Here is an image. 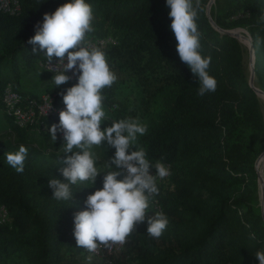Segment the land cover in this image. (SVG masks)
Returning <instances> with one entry per match:
<instances>
[{
  "label": "trees",
  "instance_id": "trees-1",
  "mask_svg": "<svg viewBox=\"0 0 264 264\" xmlns=\"http://www.w3.org/2000/svg\"><path fill=\"white\" fill-rule=\"evenodd\" d=\"M13 12L0 8V110L9 129L0 142V204L8 212L0 222V264H259L264 251V218L259 205L256 161L264 152L261 103L244 66L242 42L227 33L249 32L254 45L255 87L264 91V0H230L220 8L202 0L198 14L201 54L211 57L209 74L217 80L215 92L198 97L199 79L181 61L171 30L166 0H87L92 6L95 31L90 38L112 36L115 44L101 47L117 81L104 90V108L110 119H122L128 98L136 97L140 122L148 126L138 138L155 163L169 164L171 175L157 182L159 195L150 202L148 216L163 212L169 225L159 239L147 234V219L137 226L122 249L90 256L77 247L72 234L74 214L86 208L87 196L103 187L109 158L115 148L99 146L102 172L93 186H73V200L57 201L50 178L67 182L64 153L49 135L59 114L46 118V130L21 128L7 114L2 96L6 85L23 96L39 99L56 95L73 83L56 87L54 74L40 66L44 50L28 43L45 12L52 13L67 0H17ZM55 58V57H54ZM53 58V59H54ZM38 69L46 78L41 91L25 86L24 76ZM135 100V101H136ZM28 148L23 173L6 162L5 153ZM134 150V149H133ZM115 166H113L114 169ZM122 177H118L121 179ZM254 234L255 239L250 238ZM91 257V259H89ZM99 260H95V259Z\"/></svg>",
  "mask_w": 264,
  "mask_h": 264
},
{
  "label": "clouds",
  "instance_id": "clouds-1",
  "mask_svg": "<svg viewBox=\"0 0 264 264\" xmlns=\"http://www.w3.org/2000/svg\"><path fill=\"white\" fill-rule=\"evenodd\" d=\"M170 9L171 30L175 35L176 50L182 62L198 77V97L215 92L217 80L209 74L210 56L201 54V32L198 14L204 10L202 0H166ZM94 13L87 0H67L52 13L45 12L43 21L35 25V35L28 40L33 52L38 45L47 60V70L54 72L56 87L67 83L71 70L79 73L78 83L60 93L65 109L59 113V124L49 127V135L55 142L57 133H62L64 147L61 169L67 182L58 178L49 179L53 198L57 201H72L73 186L85 183L93 186L101 169L94 147L107 145L115 148L109 158L108 170L103 171V187L89 194L86 208L74 214V237L77 247L95 253L99 248L123 246L137 231V226L147 219V234L159 239L169 225L163 212L148 216L150 202L159 195L157 178L163 180L171 175L164 163H152L146 150L138 146V138L145 135L148 126L138 118L112 120L109 127L101 128L104 120L110 119L104 108V90L111 88L118 77L108 63L106 53L88 45V34L95 31ZM264 22V16L260 17ZM264 43V38L258 39ZM57 63L52 64L53 58ZM65 58L67 63H65ZM52 108V103L47 111ZM134 149V150H133ZM28 148L20 145L18 151L5 153L6 162L17 173H23ZM113 166L114 169H113ZM154 167L155 174H150ZM118 177H122L118 179ZM250 238L255 239L251 234ZM255 257L264 264V251ZM91 259V257H89Z\"/></svg>",
  "mask_w": 264,
  "mask_h": 264
},
{
  "label": "built area",
  "instance_id": "built-area-1",
  "mask_svg": "<svg viewBox=\"0 0 264 264\" xmlns=\"http://www.w3.org/2000/svg\"><path fill=\"white\" fill-rule=\"evenodd\" d=\"M2 0H0L1 3ZM17 3L18 8V1L15 0ZM3 4H0V8L5 11H10L9 9H4ZM16 8V9H17ZM15 10V9H14ZM14 10H11L13 12ZM88 45L90 47H104L109 44H115L116 40L112 36H105L99 38H90L87 40ZM57 63V58H54L52 64L55 65ZM65 63H67V59L65 58ZM40 66L47 70V60L40 62ZM55 74L52 71H48ZM72 78L69 80L71 83L76 84L78 83V75L79 73H74L73 71H69L67 73ZM56 95L52 93H44L41 95L39 99L31 98L28 96H23L17 90H15L12 84H8L5 87L3 96H2V103L7 111V114L10 115L15 125L21 128H33L38 131L46 130L47 123L46 118L50 117L51 115L59 114L61 110L65 109V104L61 106H57L55 104ZM52 103V108H50L47 113V107ZM58 140L61 144L64 143L62 133H58ZM170 169L169 164L164 163ZM156 170L154 167L150 168V174H155ZM161 180L157 178V182ZM8 212L4 205L0 204V222H4L7 220ZM74 223L72 227V234L74 235ZM123 246L115 245L111 248H99L95 253H90L92 257H101L104 251L107 252H116L122 249Z\"/></svg>",
  "mask_w": 264,
  "mask_h": 264
},
{
  "label": "rangeland",
  "instance_id": "rangeland-1",
  "mask_svg": "<svg viewBox=\"0 0 264 264\" xmlns=\"http://www.w3.org/2000/svg\"><path fill=\"white\" fill-rule=\"evenodd\" d=\"M218 1V6L220 8H224L228 5L230 0H217ZM217 4L216 0L212 3L211 7L214 4ZM0 4H3V8L4 9H9L14 10L17 8V3L15 0H2ZM233 31L238 32L240 34V41L243 44V48H244V66H245V70L246 73L248 75H251V69H252V62H253V56L250 52V48H249V41L245 38V36H250L249 32H247V30L242 29V28H236L233 29ZM37 71H39L38 69L34 70L33 72H30L28 75L24 76V80L25 82V86L27 87H31L32 89L36 90V91H41V89L43 88V85L46 81V78H39L37 75ZM259 98H260V103H261V110H262V114H263V119H264V97H262L260 94ZM136 97H131L128 98V105H127V111L125 113L122 114L121 118H127V117H132V118H138L140 120V118L142 117V110L139 107L138 103L139 100L135 101ZM115 120H119V119H115ZM111 125V124H110ZM9 134V129L7 126V121L2 113V111L0 110V142L4 141L6 139H10L11 141L14 140L13 135L12 136H8ZM64 145L62 144L60 147H55V146H51L49 148V150L46 151V153L48 155L54 154V153H59L62 152ZM99 147H94L93 151L95 152L96 156L98 157L97 160V167L99 169H101L103 167V160L100 156V152H99ZM260 157V156H259ZM257 163V161H256ZM260 164V163H259ZM258 176H261L263 179V183L261 184L258 178V195H259V205L261 208V212L264 218V160L261 162L260 165H258ZM94 258V257H92ZM95 260H99V259H95Z\"/></svg>",
  "mask_w": 264,
  "mask_h": 264
},
{
  "label": "water",
  "instance_id": "water-1",
  "mask_svg": "<svg viewBox=\"0 0 264 264\" xmlns=\"http://www.w3.org/2000/svg\"><path fill=\"white\" fill-rule=\"evenodd\" d=\"M215 0H210V2H209V4H208V15L210 16V18H211V5H212V3L214 2ZM227 33H229V34H232V35H234V36H236L239 40H241L240 39V34L238 33V32H235V31H233V30H230V31H226ZM248 32V31H247ZM245 38L249 41V48H250V52H251V54H252V56H253V62H252V69H251V75H250V85L252 86V87H254L255 88V90H256V92L258 93V94H263L264 95V91H262V90H260V89H258L257 87H255V69H254V60H255V56H254V45H253V40H252V37L251 36H245ZM264 157V152L260 155V157L257 159V163H256V169H258V163H259V161L262 159ZM259 181H260V183L262 184L263 183V179H262V177L261 176H259ZM263 192H264V190H263ZM264 195V194H263Z\"/></svg>",
  "mask_w": 264,
  "mask_h": 264
},
{
  "label": "bare ground",
  "instance_id": "bare-ground-1",
  "mask_svg": "<svg viewBox=\"0 0 264 264\" xmlns=\"http://www.w3.org/2000/svg\"><path fill=\"white\" fill-rule=\"evenodd\" d=\"M260 95H261L262 97H264L263 94H260ZM263 160H264V157L259 161V163L261 164V162H262ZM259 163H258V164H259ZM260 164H259V165H260Z\"/></svg>",
  "mask_w": 264,
  "mask_h": 264
}]
</instances>
